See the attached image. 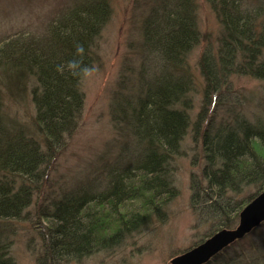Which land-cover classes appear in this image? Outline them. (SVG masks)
Returning <instances> with one entry per match:
<instances>
[{
    "label": "trees",
    "instance_id": "1",
    "mask_svg": "<svg viewBox=\"0 0 264 264\" xmlns=\"http://www.w3.org/2000/svg\"><path fill=\"white\" fill-rule=\"evenodd\" d=\"M207 1L222 31L217 49L206 46L199 66L204 103L220 98V112L208 116L200 110L192 123L185 108L177 105L195 85L188 55L202 36L197 0H155L143 32L144 44L153 51L161 72L146 86L138 111L131 108L129 114L144 143L134 164L137 168L112 165L104 186L94 179L50 200L47 195L42 202L38 199L36 215L46 222L38 226L42 250L37 264L82 260L114 247L127 231L149 224L152 213L164 217L161 207L174 189L165 173L190 125L194 142L202 147V156L195 155L194 160L198 163V157L202 167L191 183V206L201 221L210 224L208 234L197 244L221 228L235 227L241 209L264 190V96L251 94L234 102L233 92L227 90L232 89L235 74L264 79V0L254 4L248 0ZM110 14V0H82L53 22L46 36L16 37L0 45V71L9 73L8 80L14 71L23 88L31 87L41 136L38 140L34 133L28 134L32 133L29 128L8 125L0 100V219L29 212L35 182L40 191L39 180L77 127L84 106L80 69L92 66L95 38ZM78 45L83 47L82 54L77 53ZM69 61H79V67L69 70ZM150 191L152 195L144 198V192ZM135 199H141L142 206L127 207ZM234 242L204 264L222 259L221 254ZM3 244L0 241V264H16L8 255L11 243ZM234 255L228 254L223 264H245L239 261L241 255Z\"/></svg>",
    "mask_w": 264,
    "mask_h": 264
},
{
    "label": "rangeland",
    "instance_id": "2",
    "mask_svg": "<svg viewBox=\"0 0 264 264\" xmlns=\"http://www.w3.org/2000/svg\"><path fill=\"white\" fill-rule=\"evenodd\" d=\"M81 1L0 0V45L16 37L46 36L49 26ZM248 1L252 4L258 2ZM197 2L202 36L198 46L188 55V70L193 73L195 85L177 104L189 113L192 123L197 120L200 110L211 116L222 108L217 103L220 98L204 103V77L199 66L206 46L217 49L222 25L207 0ZM110 4L111 14L95 38L90 67L95 71L83 75L80 81L84 106L77 127L68 135L65 148L48 166L46 176L39 180L42 184L40 191L35 182V195L29 212L19 218L0 219V241L4 242L3 245L11 243L8 255L16 264H37V255L42 250L38 226L46 221L36 215L38 199L42 202L47 195L50 200L64 190H74L79 184L94 179L104 186L112 165L137 168L134 164L143 151L144 143L133 129L135 118L129 114L131 108L138 111L141 101H144L146 86L153 82V75L158 76L161 72L157 70L159 62H156L153 51L144 44L143 32L145 17L156 2L110 0ZM143 61L145 67H142ZM10 73L8 80L9 73L0 71L1 113L8 125L29 128L32 133L28 134L34 133V138L41 140L34 118L31 87L28 84L23 88L16 73L12 70ZM230 86L232 89L227 90L233 92L231 99L234 102L235 98L241 100L246 95L264 96V79L251 74L232 75ZM247 108L245 105L244 109ZM256 110L254 108V112ZM192 137L190 125L179 153L173 155L170 168L165 173L174 189L173 195L167 196L161 207L164 217L152 213L149 224L127 231L114 247L65 264H169L173 256L197 245L208 234L210 224L201 221L191 206V183L201 174L202 167L198 157V163H194L195 155L202 156V147ZM144 193V198L152 195L151 191ZM246 193L250 194V191ZM142 203L141 199L131 200L127 207L138 208ZM228 254L241 255L239 261L245 264H264V222L235 241L226 253L221 254L222 259H212L207 264H223Z\"/></svg>",
    "mask_w": 264,
    "mask_h": 264
},
{
    "label": "water",
    "instance_id": "3",
    "mask_svg": "<svg viewBox=\"0 0 264 264\" xmlns=\"http://www.w3.org/2000/svg\"><path fill=\"white\" fill-rule=\"evenodd\" d=\"M263 222L264 190L241 209L235 227L219 229L201 243L173 256L169 264H204L227 245L243 238Z\"/></svg>",
    "mask_w": 264,
    "mask_h": 264
},
{
    "label": "clouds",
    "instance_id": "4",
    "mask_svg": "<svg viewBox=\"0 0 264 264\" xmlns=\"http://www.w3.org/2000/svg\"><path fill=\"white\" fill-rule=\"evenodd\" d=\"M77 53L82 54L83 53V47L78 45L77 46ZM69 70H75L79 67V61H69L67 65ZM83 73L84 76H87L89 73L95 71L94 68H88V67H83L80 69ZM58 71H63V66H58Z\"/></svg>",
    "mask_w": 264,
    "mask_h": 264
}]
</instances>
